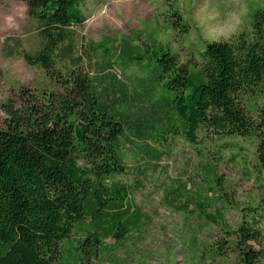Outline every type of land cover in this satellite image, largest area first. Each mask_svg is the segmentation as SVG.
<instances>
[{"label": "trees", "instance_id": "obj_1", "mask_svg": "<svg viewBox=\"0 0 264 264\" xmlns=\"http://www.w3.org/2000/svg\"><path fill=\"white\" fill-rule=\"evenodd\" d=\"M22 1L43 42L23 54L27 63L48 71L63 52L69 69L60 89L19 86L15 98L0 105V264H84V254L95 256L102 239L123 241L139 228L128 203L131 188L118 178L128 172L123 146L166 134L198 144L199 133L209 131L255 137L262 182L250 218L202 253L232 254L234 264L264 261V249L253 244L264 239V11L254 13L249 30L207 42L198 63L159 46L152 67L157 85L146 89L143 77L131 92L115 72L90 75L81 67L83 55L72 56L71 26L83 24L84 0ZM181 27L188 29L184 22ZM101 46L89 44L92 50ZM117 47L110 68L128 62L142 67L144 57L131 44L123 40ZM198 207L212 223L223 218L220 210ZM76 228L84 235L66 248L62 242Z\"/></svg>", "mask_w": 264, "mask_h": 264}, {"label": "rangeland", "instance_id": "obj_2", "mask_svg": "<svg viewBox=\"0 0 264 264\" xmlns=\"http://www.w3.org/2000/svg\"><path fill=\"white\" fill-rule=\"evenodd\" d=\"M81 8L83 24L71 26L72 56L83 55L81 67L90 75L115 72L132 92L143 77L148 79L142 84L146 89L157 85L152 67L159 46L177 53L180 61L198 63L207 42L249 30L254 13L264 11V0H84ZM182 22L188 25L186 32L181 31ZM39 27L25 2L0 0V105L14 99L19 86L60 89L69 69L66 54H58L48 71L23 56L42 47ZM123 40L144 57L142 67L130 62L109 67L110 54ZM90 43L102 46L92 50ZM3 117L0 109V124ZM164 136L132 138L123 146L128 172L118 178L131 188L128 203L134 208L132 218L139 216V228L123 241L102 239L95 256L84 254V264L235 263L232 254L211 258L202 251L218 240H229L225 231L249 219L250 209L259 202L256 138L209 131L200 132V143L191 144L182 135ZM200 203L207 213L222 211L223 218L217 223L207 220ZM261 225L264 233V221ZM80 230L62 244L77 245V237L84 235ZM253 244L264 249V239L261 245Z\"/></svg>", "mask_w": 264, "mask_h": 264}]
</instances>
